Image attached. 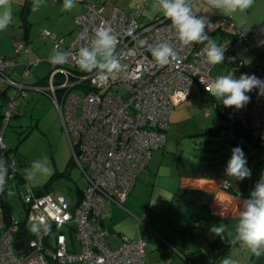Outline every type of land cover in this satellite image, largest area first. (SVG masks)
I'll return each mask as SVG.
<instances>
[{"label": "built area", "instance_id": "built-area-1", "mask_svg": "<svg viewBox=\"0 0 264 264\" xmlns=\"http://www.w3.org/2000/svg\"><path fill=\"white\" fill-rule=\"evenodd\" d=\"M148 1L141 0L129 12L115 6L106 13L103 6L88 4L86 11L77 17L81 29L68 45L64 36L43 30V36L52 41L54 48L59 44L60 49L69 53V61L64 65H53L47 59L53 72L48 83L38 89L48 93L59 109L72 147L73 163L85 180L83 196L80 200H70L51 194L39 195L31 189L22 194L25 217L19 219L15 214L6 216L4 193L0 194V264L146 263L148 241L145 238L122 236L116 246L109 241L110 228L105 223L109 212L105 206L108 202L125 205L138 176L148 167L153 150L165 144V132L174 107L193 94L206 91L222 76L213 74L217 65L204 62V44L181 45L166 17L149 24L140 22ZM99 28L109 29L115 35L122 65L119 74L105 82L97 80L95 73L74 70L78 67L74 58L79 48L88 45ZM236 35L245 37L246 34L239 29ZM251 38L255 51L253 75L264 82V21ZM160 42L170 43L177 52L176 60L168 65H158L149 51ZM27 43L19 40L16 52L28 51ZM217 44L225 48L223 63L231 68L224 75H234L233 70H238L242 62L236 65L238 56L232 38ZM13 59L0 57V76L6 74L7 67L15 65ZM42 61L39 58L38 62ZM4 78L18 88L19 98L28 96L27 82ZM246 95L250 97L249 102L239 109L225 107L226 116L231 122L247 119L252 129L264 135V84ZM11 101L6 123L18 110V99L14 97ZM7 148L1 131L0 159ZM17 166L16 159L7 165L10 183L18 174ZM224 186L229 187V183L225 182ZM37 221L48 223L50 230L34 234L30 223ZM25 235L27 247L21 252L15 243L23 241ZM77 242L81 250L77 249Z\"/></svg>", "mask_w": 264, "mask_h": 264}, {"label": "crops", "instance_id": "crops-1", "mask_svg": "<svg viewBox=\"0 0 264 264\" xmlns=\"http://www.w3.org/2000/svg\"><path fill=\"white\" fill-rule=\"evenodd\" d=\"M118 2L120 6H130L123 0ZM138 2L135 0L134 6L127 11L132 10ZM62 3L63 0H44L39 11L33 13L32 0H11L13 22L0 32V57L11 56L15 61V65L7 67L6 74L0 76V133L4 131V138L11 120L20 115L23 105L22 96L19 98L21 92L4 77L22 83L25 81L29 91L43 93L38 88L44 86L43 79L51 72L52 67L47 59L55 48L52 41L43 37L42 30L49 29L65 36L70 42L77 34L75 18L85 10L87 4L103 5L107 12L114 7L109 0H77V6L65 12L61 11ZM214 34L219 35L218 42L230 37L229 32L221 35L214 31ZM22 39H27L30 48L17 53L16 43ZM39 58L44 61L39 63ZM14 97L19 101L18 110L6 123V113ZM224 108L216 110L226 117ZM173 113L174 109L170 117ZM211 115L210 112L208 116ZM170 123L169 119V128ZM176 145L172 146L166 136L165 144L153 150L148 167L138 176L125 205L114 202L106 204L109 216L105 223L110 228L109 241L116 246L122 236L145 238L148 241L145 264H222L225 258H230L235 264H264V255L257 258L239 244L233 245L230 252L217 262H214V251L211 249V242L221 239L210 231L211 227L223 223L235 228L243 202L250 198L255 188V173L251 171L250 178L242 181L226 176L231 147L225 157L216 154L194 157L176 149ZM243 150L245 155L246 149ZM245 157L247 159L248 154ZM247 160L246 166L250 170L253 164L256 167L261 164L258 157ZM226 180L229 187L224 186ZM222 241L227 243V236Z\"/></svg>", "mask_w": 264, "mask_h": 264}, {"label": "rangeland", "instance_id": "rangeland-1", "mask_svg": "<svg viewBox=\"0 0 264 264\" xmlns=\"http://www.w3.org/2000/svg\"><path fill=\"white\" fill-rule=\"evenodd\" d=\"M123 1L126 5L134 6L135 0ZM109 3L110 5L120 6L118 0H109ZM130 6L122 7L129 10L132 8ZM195 11L197 17H205L212 25L211 31L205 29L210 38L218 43L219 35L214 34L215 29L219 27L226 30L230 33V38L236 39L234 42L236 55L243 58L246 63L253 60L255 51L251 34L259 28L261 21H263L264 0H254V4L250 9L245 13H234L231 19L218 10L209 8L200 0L195 1ZM161 16L164 15L160 11L158 0H149L145 5L140 22L149 24ZM77 29L78 26H76V32ZM239 29L246 34L245 37L240 36L238 38L236 33ZM43 66H45L44 63ZM229 69H231L230 66L222 62V64L215 67L213 74L214 76L219 75V73L224 75ZM233 71H235L234 77L237 79L241 75H246L240 69ZM212 97L195 93L174 107V113L170 117V128L165 132V136L168 137L169 142H172V146L177 143L176 149L194 157H211L215 154L219 157L228 156L234 134L225 127L221 130L211 131L225 125L226 122L216 110V104H223L222 101L213 97L214 103ZM21 99L23 105L20 108V115L11 120L5 133L4 139L11 149L4 150L1 155V159L7 165L16 158L19 174L21 173L18 178H15L9 184V189L14 192V195L9 198L16 207L14 214L19 219L25 217L22 194H27L31 189H34L33 191L39 195L51 194L71 200L82 198L83 187L81 191L79 186L85 185L80 168L72 162V147L64 129L59 109L53 98L48 93H36L32 90L28 91L27 97H21ZM207 109L212 113L211 116L207 115ZM45 158H47L50 173L38 174L34 183H29L26 179L21 181L20 177L25 176L26 168H31L34 161L43 162ZM251 171L257 177L255 179L256 184L264 175V159L257 167L253 164ZM78 189L81 191L80 198L77 197ZM41 190L44 192H40ZM76 246L78 250H81L80 242H77ZM69 264L87 263L73 262Z\"/></svg>", "mask_w": 264, "mask_h": 264}, {"label": "clouds", "instance_id": "clouds-1", "mask_svg": "<svg viewBox=\"0 0 264 264\" xmlns=\"http://www.w3.org/2000/svg\"><path fill=\"white\" fill-rule=\"evenodd\" d=\"M44 0H32L31 11H39ZM159 8L164 17L171 21L175 29L177 39L181 45L192 47L193 44H204L205 60L208 65L215 66L222 64L225 60V48L210 38L205 29L211 31L212 25L205 17H197L195 11V0H158ZM206 5L218 10L224 16L231 18L234 13H245L250 9L254 0H205ZM77 6V0H63L61 11H71ZM13 22L11 11V0H0V32L5 31ZM151 56L160 65H168L176 60L177 52L170 43L160 42L149 48ZM81 72L95 73L97 80L105 82L115 78L122 69L117 54V39L109 29L99 28L94 37L86 46L79 48L74 58ZM69 61V53L60 49L57 44L50 56V63L53 65H64ZM264 82L254 75H241L238 79L231 75L219 76L212 85L206 89L213 97L221 100L225 107H244L250 100L246 93L254 88H261ZM247 160L240 147L232 149L231 158L227 163L225 174L232 180L242 181L250 178L251 170L246 166ZM47 158L44 161H34L31 168L25 169V179L29 183L36 182L38 174L50 173ZM8 167L6 162L0 159V194L6 190L8 182ZM226 183L229 181H225ZM9 197L14 195L8 189ZM30 230L39 235L42 231L50 230V225L44 221L30 223ZM210 231L226 239L231 245L239 244L246 248L253 256L259 258L264 255V175L256 183L250 198L243 202L239 219L235 228L232 229L226 224L214 225ZM222 264H235L230 258H225Z\"/></svg>", "mask_w": 264, "mask_h": 264}, {"label": "trees", "instance_id": "trees-1", "mask_svg": "<svg viewBox=\"0 0 264 264\" xmlns=\"http://www.w3.org/2000/svg\"><path fill=\"white\" fill-rule=\"evenodd\" d=\"M54 1H58V0H54ZM91 4H93V3H91ZM88 5V4H87ZM87 5H86V8H87ZM94 5H96V6H98V7H100L101 5H97V4H94ZM103 6V5H102ZM115 6H118V5H115ZM114 6V7H115ZM113 7V8H114ZM118 7H120V6H118ZM86 8H85V10L83 11V12H81L80 14H82V13H84L85 11H86ZM112 8V9H113ZM122 8V7H121ZM125 10V9H124ZM127 11V10H126ZM131 11V10H130ZM129 12V11H128ZM79 14V15H80ZM78 15V16H79ZM78 16H76V18H75V20H76V24H77V26H78V29H77V34L79 33V31H80V29H81V26H80V24L77 22V17ZM161 18H164V16H162V17H159V19H161ZM45 30V29H44ZM47 30H49V29H47ZM50 32H52V33H54V34H56L57 36H59V37H61V36H63V35H60V34H57V33H55V32H53V31H51V30H49ZM215 31H217V33H220L221 35H223V34H227V32H226V30H222V29H220V28H217ZM43 32V31H42ZM77 34L75 35V37L77 36ZM241 35H238V38L240 37ZM44 37V36H43ZM65 37V36H64ZM74 37V38H75ZM45 38V37H44ZM73 38V39H74ZM45 39H47V38H45ZM72 39V40H73ZM49 40V39H48ZM65 42H66V45H68L70 42H68L67 41V39H66V37H65ZM235 40L236 39H232V41H233V43L235 42ZM25 41H27V39L25 40ZM51 41V40H50ZM255 59V58H254ZM239 61H241L242 62V65H241V67L239 68L241 71H244L243 73H245L246 75H249V74H252V73H254V71H255V66H254V60L249 64V63H246L245 61H243V58H241V57H239L238 56V61H237V64L236 65H238V63H239ZM74 70H76L77 72H79V73H82L80 70H79V68L77 67V68H75ZM53 72V68L51 69V72H50V74L48 73L45 77H44V79H43V84L44 85H46L47 83H48V81H49V78H50V75H51V73ZM59 76H61V74H59L58 76H56V78L55 79H58L59 78ZM250 76H252V75H250ZM202 94H206V95H210V96H212L210 93H208V92H206V91H202L201 92ZM212 100H213V102L215 101L214 100V98L212 97ZM215 103V102H214ZM218 106H220V108H217V109H221V108H223L224 107V105L223 104H219V103H217L216 104V107H218ZM223 106V107H222ZM208 110V109H207ZM210 111V110H209ZM220 111V110H219ZM222 117H223V119L226 121L225 122V125H221L220 127H217V128H214L213 130H211V131H216V130H220V129H222V128H228V129H230V128H232V132H233V134H234V137L232 138V140H231V148H235V147H240L242 150L243 149H246V153H245V156L248 154V156L249 157H252V158H259V161L258 162H262V160L264 159L263 157H264V135H262V133H258V132H256L254 129H252V126H251V123L249 122V120H241V121H238V122H231L230 120H228V118H227V116L225 117V116H223V115H221ZM263 145V146H262ZM247 147L249 148V150H247ZM243 152H244V150H243ZM248 157V158H249ZM247 158V159H248ZM246 159V160H247ZM248 161V160H247ZM72 162H73V159H72ZM74 164V163H73ZM7 165V164H6ZM21 175V173L19 174V171H18V174H16V177L15 178H18L19 176ZM21 178V181H23V180H25V176L24 175H22V177H20ZM9 184H10V181L7 183V185H6V190H5V192H4V194H3V197H2V201H3V207H4V211H5V214H6V216L8 217V218H10L11 217V215H13L14 213H15V209H16V207L12 204V202H11V200H10V198H9V196L7 195V191H8V189L10 188V186H9ZM79 186V185H78ZM79 189H81V191H82V186H79ZM79 189H78V195H77V197L78 198H80V196H81V191H79ZM37 191H39V190H37ZM40 192H44V191H40ZM81 199V198H80ZM80 199H76V200H80ZM232 246L233 245H231V244H229V243H225V242H223L221 239H217V240H215V241H213V242H211V249L214 251V262H217L218 260H220V259H222L225 255H227L229 252H230V250H231V248H232ZM50 264H60V263H57V262H54V261H51L50 262Z\"/></svg>", "mask_w": 264, "mask_h": 264}, {"label": "water", "instance_id": "water-1", "mask_svg": "<svg viewBox=\"0 0 264 264\" xmlns=\"http://www.w3.org/2000/svg\"><path fill=\"white\" fill-rule=\"evenodd\" d=\"M15 246L17 247V249L21 252H25L26 251V247H27V237L25 235V238L23 239V241H18L15 243Z\"/></svg>", "mask_w": 264, "mask_h": 264}]
</instances>
